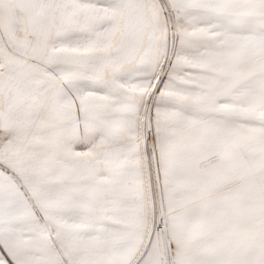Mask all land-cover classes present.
Wrapping results in <instances>:
<instances>
[{"label": "snow or ice", "instance_id": "snow-or-ice-1", "mask_svg": "<svg viewBox=\"0 0 264 264\" xmlns=\"http://www.w3.org/2000/svg\"><path fill=\"white\" fill-rule=\"evenodd\" d=\"M0 264H264V0H0Z\"/></svg>", "mask_w": 264, "mask_h": 264}]
</instances>
